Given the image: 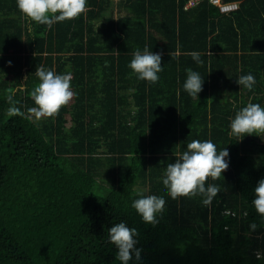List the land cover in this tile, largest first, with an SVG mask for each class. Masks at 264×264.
I'll return each mask as SVG.
<instances>
[{"label": "trees", "instance_id": "obj_1", "mask_svg": "<svg viewBox=\"0 0 264 264\" xmlns=\"http://www.w3.org/2000/svg\"><path fill=\"white\" fill-rule=\"evenodd\" d=\"M188 1L87 0L49 28L0 0V264H119L107 230L121 220L138 229L143 264H264V215L252 204L264 133L229 135L239 109L264 106V0H240L230 14ZM145 46L162 53L157 83L129 67ZM41 65L71 72L75 95L37 118L30 93ZM189 68L204 77L196 98L182 88ZM248 73L251 90L237 82ZM12 106L23 115L9 117ZM196 139L229 149V167L206 181L221 188L210 206L173 199L162 182ZM138 190L165 197L158 223L132 208Z\"/></svg>", "mask_w": 264, "mask_h": 264}, {"label": "clouds", "instance_id": "obj_2", "mask_svg": "<svg viewBox=\"0 0 264 264\" xmlns=\"http://www.w3.org/2000/svg\"><path fill=\"white\" fill-rule=\"evenodd\" d=\"M87 0H17V6L30 20L45 24L49 28L57 22L78 17L86 11ZM28 30L31 31V25ZM197 64H202L201 53L192 51L189 53ZM11 65L12 61H8ZM129 67L139 80H147L157 83L162 66V53L153 52L147 46L141 51L139 48L133 53V59ZM211 72V71H210ZM39 83L32 89L30 95L37 107L29 111L37 118L51 117L61 108L68 104L75 93L71 88L73 74L71 72L57 73L54 69H46L39 66L35 72ZM238 84L251 90L256 83L252 73L240 75ZM204 77L192 68L187 69V76L182 88L192 98L199 96L203 90ZM21 85L18 89H9L8 99L11 101L16 91H24ZM179 95V91L177 93ZM9 117L23 115L18 107L12 106L7 112ZM229 135L237 140L247 134L261 135L264 133V106L259 103H248L239 109L234 118L230 119ZM177 159L168 163L162 177L163 185L168 190V195L176 199L180 196L201 197L205 206H210L214 197L221 190L220 185L206 181L220 178L229 167L230 155L227 147L218 151L217 145L211 139L192 140L186 149L176 154ZM228 158V159H226ZM106 171V170H105ZM255 196L252 204L259 214L264 215V177L260 178L254 188ZM139 198L132 201V208L141 216L145 223H158V216L165 210L166 199L164 196L155 194L145 195L144 190H138ZM256 229V224L251 225ZM140 233L134 226H129L126 220L115 223L107 230L109 243L116 248V261L119 264H143V248L138 246ZM257 259H264V251L256 252Z\"/></svg>", "mask_w": 264, "mask_h": 264}, {"label": "built area", "instance_id": "obj_3", "mask_svg": "<svg viewBox=\"0 0 264 264\" xmlns=\"http://www.w3.org/2000/svg\"><path fill=\"white\" fill-rule=\"evenodd\" d=\"M213 3L219 6L222 13H229L239 8V2L237 1H224V0H211Z\"/></svg>", "mask_w": 264, "mask_h": 264}, {"label": "crops", "instance_id": "obj_4", "mask_svg": "<svg viewBox=\"0 0 264 264\" xmlns=\"http://www.w3.org/2000/svg\"><path fill=\"white\" fill-rule=\"evenodd\" d=\"M211 1V0H210ZM233 1H237V2H239L240 3V7L237 9V10H239L240 8H241V1L240 0H233ZM199 2V0H190V1H188L187 2V4H186V9H188L189 7H192L193 5H195V4H197ZM212 2V1H211ZM119 7H120V5H119V3H116V5H115V14H117V12L119 11ZM220 10V9H219ZM234 11H236V10H234ZM234 11H232V12H234ZM221 12V11H220ZM232 12H229V13H222V14H230V13H232ZM264 88V87H263ZM264 91V90H263ZM264 93V92H263Z\"/></svg>", "mask_w": 264, "mask_h": 264}, {"label": "rangeland", "instance_id": "obj_5", "mask_svg": "<svg viewBox=\"0 0 264 264\" xmlns=\"http://www.w3.org/2000/svg\"><path fill=\"white\" fill-rule=\"evenodd\" d=\"M239 7H240V3H239Z\"/></svg>", "mask_w": 264, "mask_h": 264}]
</instances>
